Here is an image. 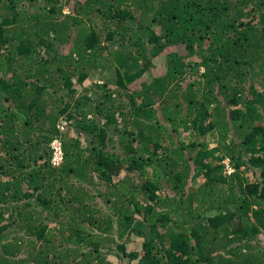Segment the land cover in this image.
<instances>
[{"label": "trees", "instance_id": "trees-1", "mask_svg": "<svg viewBox=\"0 0 264 264\" xmlns=\"http://www.w3.org/2000/svg\"><path fill=\"white\" fill-rule=\"evenodd\" d=\"M0 264H264V0H0Z\"/></svg>", "mask_w": 264, "mask_h": 264}, {"label": "built area", "instance_id": "built-area-1", "mask_svg": "<svg viewBox=\"0 0 264 264\" xmlns=\"http://www.w3.org/2000/svg\"><path fill=\"white\" fill-rule=\"evenodd\" d=\"M51 147L53 149V158H52V164L53 165H59L62 162L63 159V153L61 149V144L58 140H54L51 144Z\"/></svg>", "mask_w": 264, "mask_h": 264}, {"label": "rangeland", "instance_id": "rangeland-1", "mask_svg": "<svg viewBox=\"0 0 264 264\" xmlns=\"http://www.w3.org/2000/svg\"><path fill=\"white\" fill-rule=\"evenodd\" d=\"M65 10H67V9H65Z\"/></svg>", "mask_w": 264, "mask_h": 264}]
</instances>
